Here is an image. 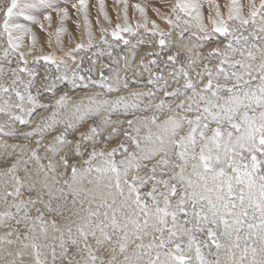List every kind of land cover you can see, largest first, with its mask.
Segmentation results:
<instances>
[{"label":"snow or ice","instance_id":"6c2138e0","mask_svg":"<svg viewBox=\"0 0 264 264\" xmlns=\"http://www.w3.org/2000/svg\"><path fill=\"white\" fill-rule=\"evenodd\" d=\"M209 3L0 0V264H264V0Z\"/></svg>","mask_w":264,"mask_h":264},{"label":"bare ground","instance_id":"6f19581e","mask_svg":"<svg viewBox=\"0 0 264 264\" xmlns=\"http://www.w3.org/2000/svg\"><path fill=\"white\" fill-rule=\"evenodd\" d=\"M93 2V3H92ZM96 2V5H97V3H98V0H96L95 1ZM114 3H115V1H113ZM144 1H133V4L134 3H143ZM173 2H174V0H173ZM216 2L217 3H219L220 5H221V11H225V9L223 8V5L225 4V3H227V0H216ZM257 3H258V0H257ZM89 4H90V6L93 4V5H95L94 4V0H89ZM107 4V3H106ZM92 5V6H93ZM114 5V4H113ZM112 5V6H113ZM115 6V5H114ZM96 17H94V16H92V18L90 19L91 21H92V25L94 26V31H95V37L97 38V39H99V35H100V31H99V29H100V26L102 25V26H104V22L103 21H101L102 20V18H100V25H97L96 24V19H97V17H98V9L96 8ZM203 12H204V16H205V22L207 23V17L210 15V14H212L211 13V8H210V3H209V0H204V7H203ZM149 15H152V13H151V11H149ZM110 16V15H109ZM129 16L130 17H132L133 16V9L131 8V4H130V7H129ZM136 16L138 17V13H136ZM91 17V16H90ZM94 17V18H93ZM93 19V20H92ZM117 20V19H116ZM117 22V21H116ZM107 24V23H106ZM111 26V25H110ZM113 26V25H112ZM109 27V26H108ZM71 32H73L75 35H76V38H77V41L80 39V31L78 30V29H76L75 27L71 30ZM38 34V37L39 38H41V42L42 43H44V42H46V39H47V37H46V34H43V33H37ZM110 36V35H109ZM111 37V36H110ZM111 39H112V37H111ZM69 40V39H68ZM67 41V40H66ZM26 43H27V41H26ZM68 43V42H67ZM45 51H48L49 49L47 48V46H46V43H45V49H44ZM93 51H95V49H93ZM30 57V56H29ZM31 60V59H30Z\"/></svg>","mask_w":264,"mask_h":264},{"label":"rangeland","instance_id":"374dc122","mask_svg":"<svg viewBox=\"0 0 264 264\" xmlns=\"http://www.w3.org/2000/svg\"><path fill=\"white\" fill-rule=\"evenodd\" d=\"M96 0H94V4L95 5H91L90 6V10H89V13H90V16H89V18L91 19L92 18V16H94V17H96V2H95ZM113 1H115V0H105V6H106V11L108 12V15H110V17H111V19H112V25L114 26V24L116 23V19H117V12H116V8H117V5L113 2ZM133 1L134 0H129V5L131 4H133ZM135 1H139V0H135ZM141 1V0H140ZM142 1H144V0H142ZM93 3V2H92ZM107 3V4H106ZM115 6H114V5ZM113 5V6H112ZM71 11V10H70ZM73 17H74V14H73ZM93 17V18H94ZM100 18H102V17H100ZM93 20V19H92ZM101 21H103L105 24H104V27H108L109 29L112 27V25L110 26L107 22H105L104 20H103V18H102V20ZM107 23V24H106ZM93 26V25H92ZM68 27H69V29H70V31L74 28V25L72 24V22L71 21H69L68 22ZM93 28H94V26H93ZM34 30H36L37 31V33H42V32H40V30L38 29V27H36ZM79 30V29H78ZM94 30V29H93ZM79 31H81V30H79ZM94 33H95V31H94ZM44 34V33H43ZM68 39H69V37H68V35H65L64 37H63V40H64V43L67 45L68 43ZM86 39V38H85ZM109 39L111 40V37L109 36ZM67 40V41H66ZM29 59H31V57H28ZM10 143H13V142H15V141H9Z\"/></svg>","mask_w":264,"mask_h":264}]
</instances>
